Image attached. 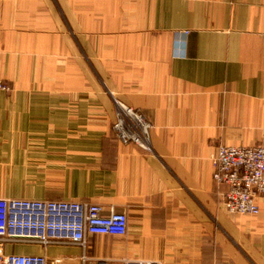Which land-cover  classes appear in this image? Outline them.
I'll use <instances>...</instances> for the list:
<instances>
[{
  "label": "crops",
  "instance_id": "obj_1",
  "mask_svg": "<svg viewBox=\"0 0 264 264\" xmlns=\"http://www.w3.org/2000/svg\"><path fill=\"white\" fill-rule=\"evenodd\" d=\"M0 80V198L127 217L124 236L4 255L264 264V197L231 216L212 178L220 145L264 146V0H0ZM113 98L152 122V152L115 139Z\"/></svg>",
  "mask_w": 264,
  "mask_h": 264
},
{
  "label": "built area",
  "instance_id": "obj_2",
  "mask_svg": "<svg viewBox=\"0 0 264 264\" xmlns=\"http://www.w3.org/2000/svg\"><path fill=\"white\" fill-rule=\"evenodd\" d=\"M188 30L175 33L177 50H184ZM0 91L10 92L8 83L0 80ZM114 121L111 131L123 145H135L152 152V122L142 113L113 98ZM212 178L224 188L223 205L235 217L259 214L258 200L264 197V146L237 147L220 145L213 161ZM127 217L101 205L77 201L0 198V264H46L44 256L4 255V244H38L86 246L91 235L124 236ZM58 263V260H55ZM81 264H107L87 261ZM125 264H160L130 260Z\"/></svg>",
  "mask_w": 264,
  "mask_h": 264
}]
</instances>
